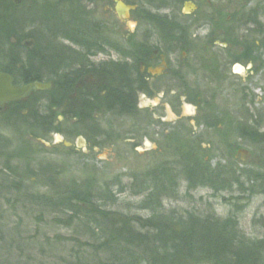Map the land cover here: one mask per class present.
I'll use <instances>...</instances> for the list:
<instances>
[{
  "label": "rangeland",
  "instance_id": "obj_1",
  "mask_svg": "<svg viewBox=\"0 0 264 264\" xmlns=\"http://www.w3.org/2000/svg\"><path fill=\"white\" fill-rule=\"evenodd\" d=\"M119 1L134 9L120 11L114 0H93L88 9L102 24L105 34L125 48L134 47L149 33L150 27L143 18L147 11L170 14L174 25H178L177 17L183 8L178 0ZM222 1L212 0V3L219 2V7L223 8ZM154 3L175 8L174 11H156ZM230 3L225 10L233 13L227 15L231 16L233 25L251 7H264V0H253L247 8H241L235 0ZM208 13H211L208 7L200 11L205 18ZM262 21L264 23V19ZM254 29L255 25L245 24L240 34L248 35L246 48L260 49L261 57L255 67L241 65L242 71L233 73L229 65L226 68L225 58L219 55L224 54L223 45L207 48L208 54L204 55L209 58H205L203 69V65L194 64L193 71H183L190 86L183 87L178 85L179 81H173L176 75L172 74H180V70L172 65L171 72L156 86L154 84L149 94L139 96L136 117L99 113V136L88 128L81 134L78 127L68 136L52 134L48 141L28 139V153H24L23 141L10 129L0 127L1 135L11 141L12 155H20L11 157L10 168L14 173L4 169L6 162L4 157L0 158V264H98L106 261L104 255L95 253L94 241L79 223L69 225L63 222L65 215L30 200L29 195L49 193L44 179L33 173L39 172V167L52 164L59 173L58 184L63 187L117 180L120 182L114 188L117 201L108 208L147 217L150 212L138 209L144 196H133L129 190L122 194L119 191L130 184L132 175L163 163H174L176 145L183 142L193 145L194 151L212 167L235 161L239 169L248 170L250 179L255 177L256 181L244 183L242 190L232 187V191L219 194L210 189L187 193L182 183L178 198L165 201L164 208L178 213H199L211 206L222 219L233 212L248 237L264 238V33ZM256 41L260 43L258 46ZM198 43L202 50L203 44ZM111 56L117 60L116 56ZM107 59L98 55L92 61L99 63ZM212 59L216 62L208 64ZM58 119L60 127L62 124L63 129L69 131L71 124L77 123V120L65 121L62 116ZM256 131L263 138L251 140L249 134Z\"/></svg>",
  "mask_w": 264,
  "mask_h": 264
},
{
  "label": "trees",
  "instance_id": "obj_2",
  "mask_svg": "<svg viewBox=\"0 0 264 264\" xmlns=\"http://www.w3.org/2000/svg\"><path fill=\"white\" fill-rule=\"evenodd\" d=\"M92 1L0 0V73L12 76L19 87L33 83L52 86L47 91L31 90L25 99L10 103L0 116V127L10 129L23 141L24 153H28V139L48 141L52 134L68 136L78 127L81 134L88 128L99 136V113L136 117L139 96L149 94L132 65L92 61L117 49V42L105 34L88 9ZM153 8L174 11L175 7L154 3ZM257 10L256 5L247 11V25L259 18ZM169 15L147 11L143 18L163 39L175 42L177 25ZM86 76L97 82L78 89ZM59 116L77 123L65 130L59 125ZM257 133L249 134L251 140L263 138ZM10 142L0 132V158L6 162L4 169L14 173L10 160L20 155H12ZM192 147L186 142L176 145L174 163L134 174L130 184L120 189V194L129 190L133 196H144L138 209L150 212L147 217L108 208L117 201L114 188L119 181L63 187L52 164L33 172L44 179L49 193L29 198L65 215L63 222L79 223L94 241L95 253L106 257L98 264H264V238L248 237L233 212L222 219L211 206L199 213L164 208L165 201L178 198L182 183L187 193L210 189L219 194L232 191V187L242 190L244 183L256 181L235 161L212 167Z\"/></svg>",
  "mask_w": 264,
  "mask_h": 264
},
{
  "label": "flooded vegetation",
  "instance_id": "obj_3",
  "mask_svg": "<svg viewBox=\"0 0 264 264\" xmlns=\"http://www.w3.org/2000/svg\"><path fill=\"white\" fill-rule=\"evenodd\" d=\"M235 1L236 4L241 5V8H247L248 5H251L253 2V0H250V2H248V0ZM230 2L231 0H223L221 3L225 5L223 8H220L219 5L221 4H219V2L212 3V0H179V3H183V8L180 9V13L177 17L180 20L178 19L175 42L163 39L153 26L147 24L150 27L148 30L149 33L146 34L142 42L131 48L122 47L117 43V49L107 50L105 54H100L109 59L97 64L111 62L132 65L135 68L134 70L138 71L143 81L144 88L147 89L148 93L151 88L157 85L158 81H161L163 77L171 72L172 65H175L178 67L177 69L180 70V74H172L176 75L173 81H179L178 85L183 87L190 86L188 79L183 77V71H191L194 69V64H196V66H201L203 63H206L205 58H209L208 55H206V57L204 55L208 54L207 48L215 46L223 45L222 51H224V54L222 55L219 53V55L225 58L226 68L229 65L233 73L237 74L238 70L241 69V65L250 64L252 67H255L256 64H258L257 61L261 57L260 49L252 50L246 48L248 44V35L240 34V31H244L245 24L248 23L247 11L246 13L243 12L241 17L236 21L237 24L233 25L231 16H227L233 13H228L225 10L226 7L231 4ZM203 7H208L210 9L211 13H208V18H205V15H200V11ZM254 7L255 6L251 8ZM257 9L259 18L249 21H251L250 25L256 26L254 30L261 34L264 33L262 29L264 26L262 21V19H264L263 5L260 7L257 5ZM184 10H188V12L185 13ZM205 19L206 21H204ZM194 27L196 29L193 31ZM199 41L203 44L202 50L196 45L199 44ZM251 41H254V39ZM256 44L258 46L260 43L256 41ZM126 54H128V56H126ZM111 55L116 56L117 60L112 59ZM214 62H216V60L212 59V61L209 60L208 64ZM201 67L203 69L204 65ZM92 78V76H86L84 82L79 84L77 88L80 89L93 86L97 79L93 81ZM75 94L77 95V93ZM74 95L72 98H75ZM10 103L12 102L0 103V116L8 110L7 106H9Z\"/></svg>",
  "mask_w": 264,
  "mask_h": 264
},
{
  "label": "water",
  "instance_id": "obj_4",
  "mask_svg": "<svg viewBox=\"0 0 264 264\" xmlns=\"http://www.w3.org/2000/svg\"><path fill=\"white\" fill-rule=\"evenodd\" d=\"M19 2V0H17ZM120 11H128L134 9L133 7H127L119 0H115ZM185 13L188 10H184ZM47 91L51 89V84L33 83L26 86L14 85V79L12 76L6 73H0V103H9L23 99L32 90ZM245 153V152H244Z\"/></svg>",
  "mask_w": 264,
  "mask_h": 264
}]
</instances>
